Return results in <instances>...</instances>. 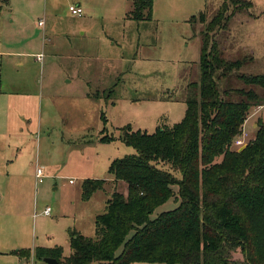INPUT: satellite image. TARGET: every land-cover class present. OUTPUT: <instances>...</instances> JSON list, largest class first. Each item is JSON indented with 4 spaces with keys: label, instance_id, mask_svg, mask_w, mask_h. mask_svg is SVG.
Instances as JSON below:
<instances>
[{
    "label": "rangeland",
    "instance_id": "1",
    "mask_svg": "<svg viewBox=\"0 0 264 264\" xmlns=\"http://www.w3.org/2000/svg\"><path fill=\"white\" fill-rule=\"evenodd\" d=\"M222 1L153 0L152 19L139 23L126 21V0H88L90 9H83L82 18L68 11L78 0H10L0 8L2 86L6 89L17 77V98L23 100L17 103V171L0 169V264H20L11 254L16 250L33 255L37 248L58 247L68 256L69 230L94 238L95 218L105 211L114 189L109 166L136 154L121 141L123 130L152 134L183 119L188 85L199 80L201 37ZM246 1L250 9L207 37L225 59H245L242 73L260 75L264 0ZM203 10V26L189 23ZM15 52L17 58L6 54ZM85 82L99 99L88 96ZM231 86L240 85L233 81ZM256 92L264 96V89ZM253 113L243 128L247 141L255 134L250 122L259 118L264 123V103L252 108L249 117ZM102 136L113 140L100 142ZM38 167L42 183H36ZM88 179L106 182L82 201L81 185ZM117 190L126 193V186L119 183ZM176 206L170 199L151 218ZM232 258L235 264H253L240 248ZM31 260L45 264L34 257L22 261Z\"/></svg>",
    "mask_w": 264,
    "mask_h": 264
},
{
    "label": "trees",
    "instance_id": "2",
    "mask_svg": "<svg viewBox=\"0 0 264 264\" xmlns=\"http://www.w3.org/2000/svg\"><path fill=\"white\" fill-rule=\"evenodd\" d=\"M127 1L129 20L152 19L153 0ZM7 3L0 0V7ZM251 7L246 0H224L205 29L224 30L236 13ZM195 20L204 25L206 13ZM207 32L201 37L199 80L188 85L183 119L152 134L123 130L121 141L136 154L110 164L114 189L95 218L94 238L69 230L68 256L58 247L12 255L59 264H235L232 254L240 248L250 262L264 264V123L257 121L243 151L232 148L251 109L264 103L256 92L264 89V73H242L245 59H225ZM233 74L238 87H230ZM101 118L105 123L104 114ZM105 182L84 180L81 200L88 201ZM119 183L126 193L117 190ZM170 199L177 206L151 218Z\"/></svg>",
    "mask_w": 264,
    "mask_h": 264
},
{
    "label": "crops",
    "instance_id": "3",
    "mask_svg": "<svg viewBox=\"0 0 264 264\" xmlns=\"http://www.w3.org/2000/svg\"><path fill=\"white\" fill-rule=\"evenodd\" d=\"M87 1L88 0H78V2L76 3V6H78L82 10V15L79 18H82L84 15L83 9H85L86 11L88 9H90L89 3ZM9 2H10V0H8L7 5H4V6H8ZM222 3H223V1L221 2V4ZM220 5H219V7H220ZM218 8H217V10H218ZM129 10L126 13V21L127 20L131 21L127 18V14L129 12ZM201 12H205V11L203 10V11H200V13ZM152 15H153V8H152ZM74 17H77V16H74ZM192 17L197 18V16H192ZM196 21H198V20H196ZM189 23L194 24V22H191V19H190ZM39 25H41V22ZM200 25L203 26V24H200ZM44 47L46 48V46H44ZM6 54H7V56L17 58V52L6 53ZM3 56H4V54L0 55V57H3ZM85 86L88 87V89H89L90 83L85 82ZM6 90H13V91H6ZM93 90L98 91L100 89L96 88ZM88 92H89L88 96L90 98L99 99L98 96L95 97V96L91 95L92 90L89 89ZM22 101L23 100L17 98V77H16L14 82L8 84V87H6V89H4V87L2 86V75H0V169H2V168H9V169L13 168L14 170L17 171V150H18L17 149V133H18V130H17V103L22 104ZM25 105L26 106L29 105L27 100L25 101ZM32 108H33V110H36L35 103H33ZM255 113H256V111H255ZM254 115L255 114L253 113L250 117H248V119L244 123V126L247 125V123L249 122L251 117H253ZM40 117H41V115L39 113L38 114L39 120H41ZM255 119H256V121L250 122V125H251V128L253 131H255L254 128L256 127V122L259 118H255ZM85 142L83 143V145L85 144ZM16 171H14L15 174H16ZM110 182L113 185L112 179H110ZM15 258H17V256H15ZM19 261H20V264H23V262H24L22 260H19ZM134 264H146V263H134Z\"/></svg>",
    "mask_w": 264,
    "mask_h": 264
},
{
    "label": "built area",
    "instance_id": "4",
    "mask_svg": "<svg viewBox=\"0 0 264 264\" xmlns=\"http://www.w3.org/2000/svg\"><path fill=\"white\" fill-rule=\"evenodd\" d=\"M68 11L70 12L71 15L80 17L82 15V10L78 6H69ZM247 134L242 132L241 136H239L237 139L234 140L233 146L236 148L242 147L247 143ZM35 178L37 183H42L44 179V173L41 168H37L35 171ZM45 215H49V209H46L44 211ZM24 264V263H23ZM26 264V263H25ZM27 264H33L32 260L30 263Z\"/></svg>",
    "mask_w": 264,
    "mask_h": 264
},
{
    "label": "water",
    "instance_id": "5",
    "mask_svg": "<svg viewBox=\"0 0 264 264\" xmlns=\"http://www.w3.org/2000/svg\"><path fill=\"white\" fill-rule=\"evenodd\" d=\"M245 147H246V144L243 145L242 147H240L237 150V152L243 151L245 149ZM42 262L45 263V264H59L55 259H51V258H45V259L42 260Z\"/></svg>",
    "mask_w": 264,
    "mask_h": 264
}]
</instances>
